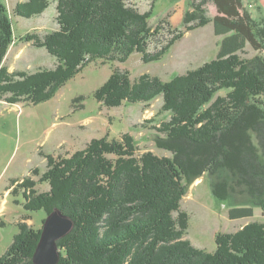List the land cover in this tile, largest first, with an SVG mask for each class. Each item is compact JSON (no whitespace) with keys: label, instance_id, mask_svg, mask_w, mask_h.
Returning a JSON list of instances; mask_svg holds the SVG:
<instances>
[{"label":"trees","instance_id":"16d2710c","mask_svg":"<svg viewBox=\"0 0 264 264\" xmlns=\"http://www.w3.org/2000/svg\"><path fill=\"white\" fill-rule=\"evenodd\" d=\"M50 1H20L15 14L40 15ZM55 1L58 28L43 40L28 39H36L57 64L29 73L4 65L14 26L0 0V100L39 104L97 59L125 62L140 52L144 62L156 61L183 36L172 31L159 49L148 50L162 29L149 24L156 0L146 12L128 0ZM212 1L217 8L212 18L202 0L184 22L188 30L213 22L215 34L223 36L215 59L170 81L148 73L133 80L129 71L115 68L93 93L108 107L162 96L171 119L155 127L156 144L171 156L139 155L130 133L94 138L71 155H46L47 170L32 171L39 180L29 176L13 187L23 192L25 209L47 215L60 209L74 220L70 233L58 239L57 264H264L263 222L217 233L213 251L185 238L190 216L181 200L203 175L210 177L216 198L237 203L229 210L232 219L254 216L255 206L264 211V55L239 54L248 44L264 50V16L254 18L244 0ZM46 182L50 189L40 192L38 183ZM19 227L0 264H36L43 227Z\"/></svg>","mask_w":264,"mask_h":264},{"label":"rangeland","instance_id":"374dc122","mask_svg":"<svg viewBox=\"0 0 264 264\" xmlns=\"http://www.w3.org/2000/svg\"><path fill=\"white\" fill-rule=\"evenodd\" d=\"M8 7L14 26V42L4 59L9 71L36 72L51 69L57 64L55 56L36 39L58 28L57 1L40 15L27 17L15 14L18 2L25 0H2ZM153 0H128L140 12L150 10ZM202 0H156L149 24L162 25L160 32L149 41L148 50L154 52L172 37V31H181V39L159 60L144 62L142 53L134 52L125 62H104L97 59L75 77L66 82L50 100L33 104L21 101L11 104L0 100V256L11 246L20 232V224L27 223L36 229L43 227L48 215L45 210H27L23 192H12L13 187L26 177L39 180L34 168L41 174L47 170V157L51 154L71 155L81 150L94 138H120L130 133L138 147V154L152 151L159 156L172 153L156 144V128L171 119L170 112L163 109L164 100L158 96L151 102L129 103L108 107L93 96L115 68L129 71L133 80L142 74L157 76L170 81L216 58L223 36L216 35L213 22L195 29H187L184 18L187 12ZM203 6L208 17L217 14L212 0ZM256 19L264 16V0H244ZM34 36L36 39H28ZM242 58L264 55L250 44L239 52ZM218 94L225 95L226 91ZM110 157H113L112 155ZM40 192L50 189L48 182L38 183ZM181 208L189 213L190 226L185 238L195 247L206 251L216 248L215 237L219 232H235L250 222H263L264 211L255 206L252 217L232 219L229 210L237 205L233 198L220 200L211 190L208 174L190 184ZM239 204V203H238ZM176 215V214H175ZM44 220V221H45Z\"/></svg>","mask_w":264,"mask_h":264},{"label":"water","instance_id":"95a60500","mask_svg":"<svg viewBox=\"0 0 264 264\" xmlns=\"http://www.w3.org/2000/svg\"><path fill=\"white\" fill-rule=\"evenodd\" d=\"M74 227V220L60 209L54 210L44 221L41 240L35 252L36 264H57L60 259L58 239L66 236Z\"/></svg>","mask_w":264,"mask_h":264}]
</instances>
